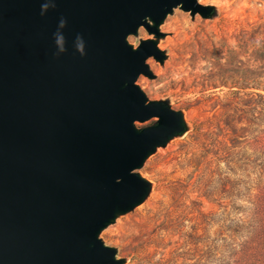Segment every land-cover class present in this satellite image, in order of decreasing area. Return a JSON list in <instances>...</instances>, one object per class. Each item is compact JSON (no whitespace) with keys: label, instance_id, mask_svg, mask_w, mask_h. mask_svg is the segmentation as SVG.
Listing matches in <instances>:
<instances>
[{"label":"water","instance_id":"1","mask_svg":"<svg viewBox=\"0 0 264 264\" xmlns=\"http://www.w3.org/2000/svg\"><path fill=\"white\" fill-rule=\"evenodd\" d=\"M179 7L212 13L197 0H0V264H123L100 235L147 199L138 171L186 132L136 84L164 61L159 27ZM142 27L156 39L135 49Z\"/></svg>","mask_w":264,"mask_h":264},{"label":"rangeland","instance_id":"2","mask_svg":"<svg viewBox=\"0 0 264 264\" xmlns=\"http://www.w3.org/2000/svg\"><path fill=\"white\" fill-rule=\"evenodd\" d=\"M197 2L209 18L179 7L161 38H128L160 45L164 61L149 59L154 77L136 84L186 132L138 171L147 199L100 235L123 264H264V0Z\"/></svg>","mask_w":264,"mask_h":264},{"label":"clouds","instance_id":"3","mask_svg":"<svg viewBox=\"0 0 264 264\" xmlns=\"http://www.w3.org/2000/svg\"><path fill=\"white\" fill-rule=\"evenodd\" d=\"M143 31V30H142ZM147 38V37H145ZM83 49H84V43L83 41L81 40L80 43L78 44V51L81 53V55L83 56Z\"/></svg>","mask_w":264,"mask_h":264},{"label":"bare ground","instance_id":"4","mask_svg":"<svg viewBox=\"0 0 264 264\" xmlns=\"http://www.w3.org/2000/svg\"><path fill=\"white\" fill-rule=\"evenodd\" d=\"M182 40V39H181ZM169 42V41H168ZM171 43H173V42H171ZM163 44V43H162ZM162 44H161V46H162ZM159 45V44H158ZM171 45V44H170ZM160 46V45H159ZM163 47V46H162ZM169 47V46H168ZM174 47V46H173ZM176 50H178V49H176ZM167 51V50H166ZM170 53V52H169ZM152 60V59H151ZM146 222V221H145ZM144 223V222H143ZM140 224V223H139ZM141 225V224H140ZM148 227V226H147ZM146 227V228H147ZM144 228H145V226H144ZM152 228V227H151ZM140 229V228H139ZM143 229V228H142ZM156 230V229H155ZM139 231V230H138ZM142 231V230H141ZM152 233V232H151ZM148 235H150V233L148 234ZM148 237V236H147ZM140 238V237H139ZM145 238V237H144ZM152 238V237H151ZM136 239H138V238H136ZM148 240V239H147ZM153 240V239H152ZM140 241V240H139ZM139 243V242H138ZM141 243V242H140ZM144 243V242H143ZM146 243V242H145ZM143 245V244H142ZM148 245V244H147ZM146 245V246H147ZM139 246H140V244H139ZM138 248V247H137Z\"/></svg>","mask_w":264,"mask_h":264}]
</instances>
